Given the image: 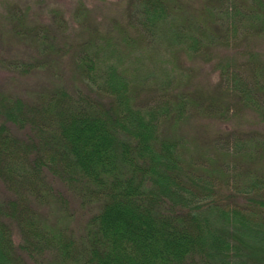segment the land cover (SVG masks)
<instances>
[{
	"label": "trees",
	"instance_id": "16d2710c",
	"mask_svg": "<svg viewBox=\"0 0 264 264\" xmlns=\"http://www.w3.org/2000/svg\"><path fill=\"white\" fill-rule=\"evenodd\" d=\"M87 10L75 42L61 10L6 6L32 54L0 56V264H264V135L195 149L182 127L236 108L264 130V0H131L108 31ZM200 57L212 90L178 66Z\"/></svg>",
	"mask_w": 264,
	"mask_h": 264
},
{
	"label": "rangeland",
	"instance_id": "374dc122",
	"mask_svg": "<svg viewBox=\"0 0 264 264\" xmlns=\"http://www.w3.org/2000/svg\"><path fill=\"white\" fill-rule=\"evenodd\" d=\"M83 1L86 3L89 13L86 27L108 31L115 22L125 23L128 20L127 10L131 0H0V56L13 59L14 57H28L32 54L30 45L19 43L13 35L8 33L7 25L4 21L7 5L13 4L23 10L25 9L28 14H31L29 23L38 25L51 22L50 17L42 11V7L46 8L49 6L50 8L59 9L63 13L67 24L66 33L69 41L81 42L86 39L87 35L83 26L75 20L74 14ZM180 1L184 2L186 6L198 8L202 7L207 0ZM81 21L85 22L84 20ZM62 39L64 38L62 37ZM255 47L264 55V46L256 45ZM262 58L264 60L263 56ZM63 63V67L66 70L63 75L66 76L68 83L77 82L78 80L73 74V56L66 57ZM178 66L191 67L194 70L192 78L186 83L187 85L197 86V88L206 91L212 90L215 85L219 84V75L215 72L214 65L210 62H205L201 57L189 60V62L184 64L179 63ZM9 77L8 72L0 69V88L8 87L11 89L8 84ZM44 81L48 83V73H43L41 77L20 82L16 85H21L20 88L24 92L27 90L34 91L38 90V87L41 89L45 88ZM182 127L183 133L189 138L195 149L228 139H230L232 144L233 138L237 136L261 138L262 136L260 135H264L262 125L254 121V116L249 110L236 111V108L230 110L228 120L195 117L191 120L189 119ZM231 164L234 166L235 163L232 162ZM83 217L82 214L77 219Z\"/></svg>",
	"mask_w": 264,
	"mask_h": 264
}]
</instances>
